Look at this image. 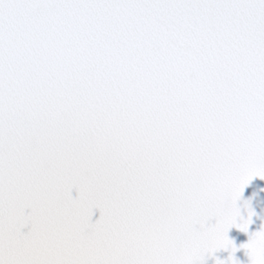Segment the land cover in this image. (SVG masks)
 Returning a JSON list of instances; mask_svg holds the SVG:
<instances>
[{
	"label": "snow or ice",
	"instance_id": "obj_1",
	"mask_svg": "<svg viewBox=\"0 0 264 264\" xmlns=\"http://www.w3.org/2000/svg\"><path fill=\"white\" fill-rule=\"evenodd\" d=\"M255 178L264 0H0V264H264Z\"/></svg>",
	"mask_w": 264,
	"mask_h": 264
},
{
	"label": "water",
	"instance_id": "obj_2",
	"mask_svg": "<svg viewBox=\"0 0 264 264\" xmlns=\"http://www.w3.org/2000/svg\"><path fill=\"white\" fill-rule=\"evenodd\" d=\"M73 197L76 196L75 190L72 193ZM247 205V206H246ZM238 206L241 209V214L247 218V212L250 208L254 215L252 216V223L249 227V233L259 231L264 228V180L259 178L253 179V181L245 188L244 193ZM99 218V212L97 211L93 216V222ZM28 229H25L27 231ZM229 239L234 241V245L240 249L235 253V259L239 260L241 264H248V258L241 245L247 243L248 234L240 232L238 229L233 228L228 233ZM229 252L220 251L213 257H209L207 264H215L216 260H227Z\"/></svg>",
	"mask_w": 264,
	"mask_h": 264
}]
</instances>
